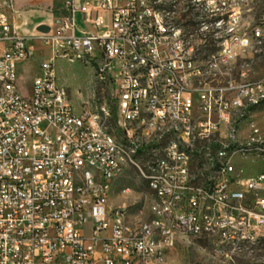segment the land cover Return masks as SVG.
<instances>
[{
	"label": "built area",
	"instance_id": "obj_1",
	"mask_svg": "<svg viewBox=\"0 0 264 264\" xmlns=\"http://www.w3.org/2000/svg\"><path fill=\"white\" fill-rule=\"evenodd\" d=\"M45 1L51 19L39 25L48 31L25 33L15 0H0V264H166L167 247H150L152 227L164 230L168 247L176 235L210 240L220 264L255 257L264 243V169L245 175L238 163L252 157L264 168V134L249 120L264 108V81L233 70L259 49L261 28L244 21L235 0H201L208 15L199 26L187 21L190 0H178L173 30L157 21L160 0ZM207 22L220 26V41ZM30 40L50 56L25 89ZM80 55L98 60L93 82L109 91L101 108L132 149L113 148L87 99L65 103L55 63L87 67ZM224 142L229 156H221ZM129 153L150 154L151 164L136 162L160 191L148 201L149 220L133 227L103 197L108 173L119 182L130 171ZM82 164H94L99 180L86 175L77 186ZM73 187L79 197L69 196Z\"/></svg>",
	"mask_w": 264,
	"mask_h": 264
},
{
	"label": "rangeland",
	"instance_id": "obj_2",
	"mask_svg": "<svg viewBox=\"0 0 264 264\" xmlns=\"http://www.w3.org/2000/svg\"><path fill=\"white\" fill-rule=\"evenodd\" d=\"M241 10L244 21L248 20L252 26L258 25L261 28L263 37L259 49L252 50L248 55L246 64L238 60L233 73L246 69L250 80L264 81V0H235ZM79 27H84L81 20H78ZM30 60L24 63L22 71V82L25 89L30 87V81L38 72V65L50 56V49L37 40H30ZM56 76L58 81L64 85L69 101L77 108L83 106V101L89 99L92 104H99L104 97L109 96L107 88H101L92 79L93 66L71 64L57 60L55 63ZM250 122L254 123L264 134V108L257 107L251 111ZM247 122L243 123V130H246ZM243 168L245 175H253L261 171L263 165L252 157L240 160L238 163ZM126 186L130 189L128 194H122L120 189ZM152 197L145 183L134 173L129 171L113 186L108 204L114 211L123 210L128 224L144 223L149 219L147 212L148 201ZM153 198V197H152ZM235 264H254L247 256L232 257ZM164 260L166 264H220L224 257H215L212 253L210 240L206 238L183 237L176 235L173 244L164 249ZM231 262V261H228ZM228 264V263H225Z\"/></svg>",
	"mask_w": 264,
	"mask_h": 264
},
{
	"label": "bare ground",
	"instance_id": "obj_3",
	"mask_svg": "<svg viewBox=\"0 0 264 264\" xmlns=\"http://www.w3.org/2000/svg\"><path fill=\"white\" fill-rule=\"evenodd\" d=\"M178 0H160L159 10H157V21L163 23L166 30H173V20H176V13L173 9ZM191 6L190 10L187 12V21L191 22L192 26H199L201 22V15H208V7L206 3L201 2V0H190ZM206 31H212L213 41H220L221 30L217 22H207ZM80 62L87 66H93V75H100V66L97 59H94L93 55H80ZM240 73H247L246 69H241ZM105 99V97L103 98ZM64 100L65 103H71L68 99L66 88L64 87ZM87 102H90L87 99ZM91 108L94 110V117L97 121L104 123V129L106 133L111 135V143L115 150L132 149V139L128 138L127 135H119V128L112 125L109 122V116L106 111L101 108V102L99 104H92L90 102ZM76 121H84V114H76ZM178 139H185V130H178ZM231 150V142H224V147L221 148V156H229ZM123 164L129 165L131 172H134L147 186L148 190L151 192L153 199H160V191H158L157 186L151 180V172H146L145 169L138 167L136 161H143V164H151L150 154H138L129 153L122 154ZM152 164H159V155H152ZM129 172H119V181L127 176ZM86 175L89 181H98L99 173L98 168L94 164H82V167H77V175H75V182L77 186H84L86 182ZM117 172L108 173L107 188L103 190V197L105 202L108 203L110 194L113 190V186L117 183ZM128 187L123 186L120 189L122 194H128L126 191ZM70 197L80 196V187H73L69 189ZM113 216H120V211H114ZM149 220V219H148ZM142 223L128 224L126 227H133V225H140ZM164 239V230L160 227H152V239L150 240L151 248H158L161 242V247H168V240ZM257 250H260L255 257H251L254 264H264V243H257ZM215 257L217 255L214 254ZM161 262H165L164 254H161Z\"/></svg>",
	"mask_w": 264,
	"mask_h": 264
},
{
	"label": "crops",
	"instance_id": "obj_4",
	"mask_svg": "<svg viewBox=\"0 0 264 264\" xmlns=\"http://www.w3.org/2000/svg\"><path fill=\"white\" fill-rule=\"evenodd\" d=\"M18 9V21L25 33H32L43 22H48L51 15L42 9L45 0H15Z\"/></svg>",
	"mask_w": 264,
	"mask_h": 264
},
{
	"label": "water",
	"instance_id": "obj_5",
	"mask_svg": "<svg viewBox=\"0 0 264 264\" xmlns=\"http://www.w3.org/2000/svg\"><path fill=\"white\" fill-rule=\"evenodd\" d=\"M36 29L40 32H47L49 28L46 25H39Z\"/></svg>",
	"mask_w": 264,
	"mask_h": 264
}]
</instances>
